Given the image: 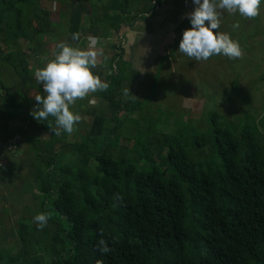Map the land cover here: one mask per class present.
Returning <instances> with one entry per match:
<instances>
[{
  "label": "trees",
  "instance_id": "1",
  "mask_svg": "<svg viewBox=\"0 0 264 264\" xmlns=\"http://www.w3.org/2000/svg\"><path fill=\"white\" fill-rule=\"evenodd\" d=\"M128 4L103 0L87 25L104 23L100 35L117 32L137 18ZM150 7L142 4L139 11ZM53 19L34 0H0V42L9 46L0 59L20 78L17 90L30 84L28 57L39 50L37 39L53 29ZM20 40L31 44L29 53L20 50ZM121 48L113 46L109 73L101 78L108 90L91 93L109 110L101 138L68 143L49 129L53 117L41 121L47 139L25 138L27 150L39 156L26 190L39 193L36 215H52L50 235L60 243L50 264H264V138L246 122L222 125L210 111L207 131L178 126L167 143L153 142L149 122L144 142L121 155L117 131L133 121L126 113L142 105L124 95L131 78ZM38 85L36 92L45 93ZM21 96L9 95L0 69V115L6 120L0 122L1 141L11 137L7 121L19 116ZM32 232L33 225L19 222L14 252L3 264H42L36 255L24 256ZM102 237L112 251L100 252Z\"/></svg>",
  "mask_w": 264,
  "mask_h": 264
},
{
  "label": "rangeland",
  "instance_id": "2",
  "mask_svg": "<svg viewBox=\"0 0 264 264\" xmlns=\"http://www.w3.org/2000/svg\"><path fill=\"white\" fill-rule=\"evenodd\" d=\"M34 2L37 6L52 9L51 5L56 4L58 0H34ZM262 3L263 0H261ZM51 11L56 12L54 9ZM236 23H239L238 28L233 27ZM182 24L185 28L179 29ZM182 24L178 25V29L173 30L167 49H163V52L166 50L164 56L166 59L158 62L152 69L151 75L156 76V81L146 76L149 82L147 88L142 86L131 92L132 100L141 101L142 105L140 109L126 113L125 116L133 121L126 120L124 126L117 131L121 136L117 147L122 149L121 155H129L128 150L133 145L138 143V146L144 142L142 140L144 128L149 122L153 129L151 134L153 142L159 143L162 139L164 143H167L170 142L172 133L178 126L188 127L189 125L198 132L207 131L210 111L216 114L220 124L236 128L246 122L250 126H255L259 135L264 138V81L259 79V76L264 73V4L262 7L260 5V13L254 19L245 18L238 12L230 14L223 11L220 27L216 31L227 33L234 41L239 42L244 52L242 58L231 59L223 54L212 56L208 60L189 58L178 50L183 32L192 27L189 17L188 22ZM86 25L87 19L81 27ZM51 33L53 35V32ZM43 37L37 42H40L43 54L48 53V60H51L55 53L52 51L54 43L51 38L48 39L44 35ZM19 47L26 53L31 44L20 40ZM7 50L9 46L0 42V53H5ZM35 59L30 58V61L37 63L38 58ZM0 68H2L1 79L9 95L15 99L17 95L14 93L20 78L10 71L5 61L1 59ZM20 92L23 94L25 90L21 88ZM32 93L33 90H29L22 107L17 108L16 114L22 115L17 127L21 126L24 115L28 114L33 103ZM19 94L21 101L22 96ZM0 122L6 123L1 115ZM28 122V129H34L33 127L37 125L31 113L28 116ZM15 123V120L7 121L11 136L14 132L12 126ZM79 132L81 133L77 136ZM104 132L103 128L102 135ZM85 133L86 129L80 126L72 134L65 133L66 137L62 140L68 143L77 142L76 140L85 138L83 136ZM14 135L18 137L17 142L7 151L3 153L0 151V264H3L5 255L14 252L13 249L17 244L16 228L20 221L33 225L30 244L24 256L36 255L41 258L42 264H50L55 252L60 249V243L52 240L50 235L54 223L48 220L46 226L38 227L34 217L37 212L39 193L35 189L26 190L27 185L32 184L34 166L39 156L24 152L27 148L25 140L21 139L23 133ZM54 146L58 144L54 143ZM69 148L67 146L65 150L68 151ZM2 167L5 168L4 172L1 171Z\"/></svg>",
  "mask_w": 264,
  "mask_h": 264
},
{
  "label": "crops",
  "instance_id": "3",
  "mask_svg": "<svg viewBox=\"0 0 264 264\" xmlns=\"http://www.w3.org/2000/svg\"><path fill=\"white\" fill-rule=\"evenodd\" d=\"M102 2L103 0H58L56 4L51 5L53 6L52 9L56 12L51 11L52 9L46 8L54 17V25H52L53 29L44 36L48 39H52V42L54 43L52 51L55 52L58 51L56 46L60 42H67L74 47L86 49L88 47V37H98L100 44L97 45V48L102 49V54L98 57V65L95 69H93V71L98 74L100 78H103L109 73V65L107 63L113 53V46L121 40V58L128 62L127 69L131 78V81L129 82L130 92L133 93L134 90L142 86L147 88L149 82H147L146 76H148V78H154V76L151 75L153 67H155L158 62H163L166 59V57H164L166 55V50L163 52V49H167V45L171 40V34L174 32L173 30L178 29L177 27L179 24L188 22V16L185 14L194 11L196 5L193 3V0H129L128 8L131 14L137 15V18L132 20L129 25L121 26L117 32L108 31L105 32L104 35H100L99 32L106 28L104 23H100V25L96 27L88 25H86V27L81 26L85 23V19L88 18L92 8ZM149 3L151 4L149 10L145 12L139 11L142 4L146 5ZM263 4L264 0L261 7ZM181 28H185V26L182 24L179 29ZM51 32H53V35ZM74 33H79L78 40H73L72 37ZM43 38L44 37L42 36L38 41H41ZM135 40L136 42L134 44ZM46 44L47 42L45 45ZM38 47L39 50L34 54V56L31 55L27 60L28 68L33 67L31 74L32 78L29 79L30 84L20 86V88L25 90L23 94L20 90H16L14 93V95H16L20 92L21 95L26 98L27 92L31 89L33 90V93L31 94L33 103L28 114L24 115L20 128L18 130L13 129V134H24L21 138L23 140H25V138L36 140L40 135H45V139H47V131L44 129L40 130V128H44L41 121L36 120L37 125L33 127L34 129H28L27 126L28 116L37 103L34 97L36 95H46V93H37L35 89L39 84V82L35 79V72L38 69L45 67L49 61V55H47L48 53L43 54L40 44ZM143 47H147L149 50L146 55L140 56L141 66L144 69V71L141 72L136 70L138 67V61L131 59V57L128 56V53L133 49L138 50ZM27 53H29V50L26 54ZM30 58H38L37 63L30 61ZM0 69L2 71V68ZM131 99L133 98L131 97ZM72 110L74 112H78L82 116V120L78 122L75 127L78 128L82 126L86 129V133L83 136L94 139L102 135L103 128H106V119L109 114V110L107 109V104L104 99L90 93L86 98L77 100L72 106ZM21 116L22 115H19L15 118L16 123L13 128L20 122L22 119ZM52 126L56 127L55 122L52 123ZM60 131L61 135L55 136L60 138L64 134V137H66V132H64L63 129H60ZM80 133L81 132L77 133V136L80 135ZM76 141L80 142L79 140ZM24 152L34 155V152L27 149H25ZM33 161L35 162V160Z\"/></svg>",
  "mask_w": 264,
  "mask_h": 264
},
{
  "label": "clouds",
  "instance_id": "4",
  "mask_svg": "<svg viewBox=\"0 0 264 264\" xmlns=\"http://www.w3.org/2000/svg\"><path fill=\"white\" fill-rule=\"evenodd\" d=\"M193 3L196 5L194 11L185 14L192 27L183 32L178 50L195 60H208L221 54L231 59L242 58L244 52L239 42L234 41L229 34L216 30L220 27L223 11L230 14L238 12L248 19L256 18L260 13L261 0H193ZM233 27L238 28L239 23ZM72 38L78 40L79 33H74ZM98 44L100 40L95 36L88 37L86 49L60 42L56 46L58 51L54 53V58L35 72V79L43 85L46 95L34 97L37 103L31 115L37 121H48L49 117H53L56 127L51 123L47 125L57 136L61 135L60 129L72 134L76 130L75 125L82 120V116L72 110L77 100L86 98L90 93L107 91L110 86L93 71L102 54V49L97 48ZM148 50L143 47L128 53L131 59L138 61L136 70L144 71L140 56L146 55ZM129 92V87L124 89V95ZM116 199L122 200L123 197L117 194ZM50 218V213H38L34 220L38 227L43 228ZM98 243L101 253L113 250L103 237Z\"/></svg>",
  "mask_w": 264,
  "mask_h": 264
},
{
  "label": "built area",
  "instance_id": "5",
  "mask_svg": "<svg viewBox=\"0 0 264 264\" xmlns=\"http://www.w3.org/2000/svg\"><path fill=\"white\" fill-rule=\"evenodd\" d=\"M121 44V40L118 41V45ZM40 88L43 91V85L40 83ZM18 137L17 135H12L10 138H6V140L4 142L0 141V150L1 153L7 151V149H9L10 147H12L14 145L15 142H17Z\"/></svg>",
  "mask_w": 264,
  "mask_h": 264
},
{
  "label": "water",
  "instance_id": "6",
  "mask_svg": "<svg viewBox=\"0 0 264 264\" xmlns=\"http://www.w3.org/2000/svg\"><path fill=\"white\" fill-rule=\"evenodd\" d=\"M2 169L4 170L5 168H4V167H2Z\"/></svg>",
  "mask_w": 264,
  "mask_h": 264
}]
</instances>
